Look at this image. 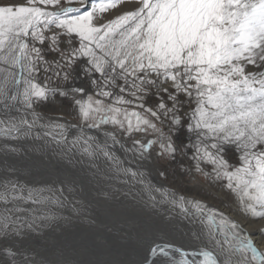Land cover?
I'll list each match as a JSON object with an SVG mask.
<instances>
[{"label":"snow or ice","instance_id":"obj_1","mask_svg":"<svg viewBox=\"0 0 264 264\" xmlns=\"http://www.w3.org/2000/svg\"><path fill=\"white\" fill-rule=\"evenodd\" d=\"M0 157V264H61L32 240L69 209L131 226L117 264H264V0H0Z\"/></svg>","mask_w":264,"mask_h":264},{"label":"bare ground","instance_id":"obj_2","mask_svg":"<svg viewBox=\"0 0 264 264\" xmlns=\"http://www.w3.org/2000/svg\"><path fill=\"white\" fill-rule=\"evenodd\" d=\"M150 178L154 183H163L168 185L167 183L161 181L154 171L152 172ZM35 181L39 182L40 180L37 179ZM208 202L216 205L217 207L220 206V204L213 201ZM224 206L227 208L229 205L228 203H225ZM62 215L67 217V219L59 220L50 229L57 230L58 228H65L67 231L66 233L63 232L61 234H53L50 232L43 235L39 234L40 236L36 235L32 240L33 247H35L37 251L46 254L48 259L59 261L61 264H84V262H97V264H105V262H107V264H117L119 261L134 258L125 247L127 241L125 239H121L123 234L121 230L131 231L130 225L123 222L109 223L107 220V224L100 221L96 224H90L84 217L71 212L67 213L64 211ZM156 218L159 222L158 226L168 227V223L166 221L161 220L159 216ZM154 222L155 221L153 219L149 220L148 217H144L142 220L138 221L137 227L142 225L143 227L152 228L155 225ZM171 224L173 225L174 222ZM178 225V229L180 228L178 231L180 233L184 234L188 231V225H182L179 223ZM254 226L255 225L249 224V227ZM109 228L111 231L108 230ZM97 230L111 233L98 237L95 234ZM179 232L173 233L168 231V234L171 233V235H167V237L165 235V237L167 239L174 240L176 243L180 242L181 236L179 235ZM134 236L135 234L133 233V238ZM256 239H261L258 234L256 235Z\"/></svg>","mask_w":264,"mask_h":264},{"label":"rangeland","instance_id":"obj_3","mask_svg":"<svg viewBox=\"0 0 264 264\" xmlns=\"http://www.w3.org/2000/svg\"><path fill=\"white\" fill-rule=\"evenodd\" d=\"M25 148L28 149L27 152H22L20 154H18L16 157L13 158V160L16 162L18 167H21L22 169V175H29L30 179L35 181V180H40V181H54L56 179V176L54 174H50L53 171V166L49 165L47 168V171L45 169V165L43 163H41L38 159L39 157V153H32L31 151V145L25 144L24 146ZM0 159H2V157H0ZM159 179L165 183H167L169 186H173L178 188L181 192H183L184 194L187 195H194L199 193L200 195L205 196V198L208 201H213L217 204H221V198H215L213 199V197H216L218 194L216 191H212V190H202L200 188H198L196 186V184L192 181H190L188 178L186 177H181L175 169L171 170V174H169L167 176V178H162L159 177ZM201 183H203V178L200 177L199 178ZM131 199V196H129V200ZM220 202V203H219ZM65 212L69 213L71 212V210H66ZM144 217L141 218V220ZM146 218V216H145ZM151 220V219H149ZM154 222V226L152 227V229H157V228H164L165 229V235L167 237V235H171L168 234V231L173 232V233H178L179 229H178V223L182 224V225H187L186 221H181L179 219L174 221V224H168L166 226H162L160 227V225L158 226L159 222L158 219L155 217L153 218ZM104 224H107V221L105 220L104 222H102ZM158 226V227H157ZM172 226V227H170ZM155 227V228H154ZM187 227V226H186ZM172 228V229H171ZM169 229V230H168ZM53 233V234H61V233H66L67 231L61 228H58L57 230L55 229H50L49 227H46L42 232H40L39 234L43 235V234H48V233ZM89 232V231H87ZM111 232H102L100 230H97L95 232V234L99 237V236H103L106 234H110ZM37 234V235H39ZM179 235L182 237H180V242H177L178 244H188L189 240L187 239L186 236H184L182 233L179 232ZM40 236V235H39ZM96 236V237H97ZM184 236V237H183ZM176 239V238H175ZM187 241V242H186ZM127 243V242H126ZM126 245V244H125ZM87 255V254H86ZM84 255V256H86ZM89 257V256H88Z\"/></svg>","mask_w":264,"mask_h":264}]
</instances>
